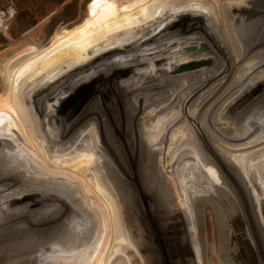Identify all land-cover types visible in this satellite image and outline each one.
<instances>
[{"label":"rangeland","instance_id":"1","mask_svg":"<svg viewBox=\"0 0 264 264\" xmlns=\"http://www.w3.org/2000/svg\"><path fill=\"white\" fill-rule=\"evenodd\" d=\"M10 3L16 13L0 31V264H98L104 250L118 264H264L261 20L241 36L225 4L227 41L209 0H0ZM78 45L105 59L25 104L32 146L8 101ZM65 46L69 54L49 56ZM102 73L109 81L95 79ZM84 182L96 197L80 194Z\"/></svg>","mask_w":264,"mask_h":264},{"label":"bare ground","instance_id":"2","mask_svg":"<svg viewBox=\"0 0 264 264\" xmlns=\"http://www.w3.org/2000/svg\"><path fill=\"white\" fill-rule=\"evenodd\" d=\"M237 1H240V2H242V3H245V4H252V5H240V4H238V3H236ZM233 2V4H229V5H231L230 6V10H231V12H228V13H231L232 15H233V17H234V25H236V27H241V26H244V27H241L242 29H241V32H245L246 31V33L244 34V33H242V35L241 36H243V35H246V34H248L250 31L248 30V28L249 27H251V25L254 23V22H257V23H259L258 21H260L261 20V23H259V26H260V29H261V33L263 34L264 33V9L263 8H260V7H256V6H253V5H258V6H262V7H264V0H209V6H208V17H209V21L211 22V21H214V27H217V25L219 26V29H220V31H222V32H224V35H225V37L227 38V41L230 39V37L232 36V32H230V30H228L229 28H231V27H229L228 25H226V21L223 19V18H225V16L223 17L222 16V18H218L219 17V15L221 14V13H224V11H222L223 9H224V7H225V4H228V3H232ZM227 13V14H228ZM228 16V15H227ZM226 16V17H227ZM262 19H263V21H262ZM231 20V19H230ZM209 22V23H210ZM229 22V21H228ZM231 22V21H230ZM207 23V22H206ZM230 24V23H229ZM203 25H206V27H207V30H208V28H210L209 26H208V24H203ZM230 26H232V25H230ZM186 27H188V26H186ZM233 27V26H232ZM192 28V27H191ZM234 28H235V26H234ZM186 29V28H185ZM189 29V28H188ZM187 29V30H188ZM205 29V28H204ZM217 29V28H216ZM215 29V30H216ZM182 32V31H181ZM210 32V31H209ZM222 32H220V33H222ZM112 34H115V32L113 31V33ZM109 35V34H108ZM198 35H200V34H198ZM202 35V34H201ZM176 36V35H175ZM174 36V37H175ZM186 36V35H185ZM189 36V35H188ZM206 36H208V40L211 42L212 41V38H214V40H216V39H218L219 40V38H216L217 36H216V34H214L213 33V35H212V33H208ZM105 37H107V36H105ZM104 37V38H105ZM173 37V38H174ZM184 37V36H183ZM187 37V36H186ZM104 38H102V39H104ZM178 38V37H177ZM203 38V37H202ZM101 39V40H102ZM111 39H113V38H111ZM115 39H117V38H114L113 39V41H115ZM189 39H191V38H189ZM171 40V39H170ZM192 40V39H191ZM202 40V39H201ZM217 40V41H218ZM259 40V39H258ZM261 40V39H260ZM99 41L100 40H97V39H94L90 44L92 45V43H93V45L96 43V42H98L99 43ZM108 41H109V39H108ZM111 41V40H110ZM113 41H112V43H113ZM198 41V40H197ZM230 41V40H229ZM262 41V40H261ZM117 42V41H116ZM119 42V41H118ZM185 42H187V41H185ZM194 42H196V41H194ZM199 42V41H198ZM200 42H202L203 43V41H200ZM199 42V43H200ZM256 42V41H255ZM260 42V41H259ZM258 42V45H256V47L259 49V50H261V52L262 53H259V54H257L256 52V54L257 55H259V56H257L256 58L253 56V58L254 59H256L257 60V62H256V64L258 63V61H260V63L262 62V63H264L263 61H262V57L264 56V50H263V48L262 47H259V43ZM102 43V42H101ZM110 43V42H109ZM112 43H110V44H112ZM189 43H190V41H189ZM197 43V42H196ZM251 43V42H250ZM89 44V45H90ZM108 44V43H107ZM109 44V45H110ZM185 44V43H184ZM204 45H205V43H203ZM249 44V43H248ZM88 45V46H89ZM98 45H103V44H98ZM118 44H116V46H117ZM192 45H193V43H192ZM195 45V44H194ZM200 45H201V43H200ZM203 45V46H204ZM218 45V44H217ZM246 45V44H245ZM254 45V44H253ZM253 45H252V50L254 49V47H253ZM261 45V44H260ZM87 46V47H88ZM115 46V47H116ZM119 46H121V45H119ZM191 46V45H190ZM195 46H197V45H195ZM206 46V45H205ZM247 46V45H246ZM86 47V48H87ZM95 47V46H94ZM99 46H97V48H98ZM109 47V46H108ZM112 47V46H111ZM110 47V48H111ZM247 47H249V46H247ZM246 47V48H247ZM91 48V47H90ZM103 48V47H102ZM105 48V47H104ZM107 48V47H106ZM187 48V47H186ZM197 48V47H196ZM204 48V47H203ZM202 48V49H203ZM243 48V47H242ZM257 48H255V49H257ZM89 49V48H88ZM93 49V48H92ZM112 49V48H111ZM190 47H188L186 50H189V52H190ZM193 49V48H192ZM248 50L250 49V48H247ZM255 49H254V51H255ZM91 50V49H90ZM95 50H96V48H95ZM100 50H101V46H100ZM122 50V49H121ZM246 50V49H245ZM259 50H257V51H259ZM87 50L85 49V51L84 50H82L81 52H75V53H72L70 56H68L67 57V59H65V60H63L61 63H59V65H57V66H55V67H53L52 69H49L48 71H45V72H43V77H41L40 79H38V80H36V81H33L29 86H26V87H23V88H21L20 89V91L18 92V93H16L15 95H13L12 97H10L11 99L8 101V104H7V107H8V109H9V111L11 112V115H12V117H13V119H14V121H15V124H16V126H17V128L19 129V131H21L22 132V134L24 135L23 137L25 138V140L26 141H28V140H30V143L32 144V146L35 144H38V142H37V140L33 137V135H32V133L30 134V133H28L29 131V129H28V126H26V121L25 120H23L24 119V117H25V115H27V110L25 109V108H27V105H28V107H29V105H31L32 103L31 102H34V100L32 101V99H35V101H36V99H40V98H42V95H41V93H45V92H48V91H51V90H54V89H59V88H61V87H59V86H62V84H65L66 82H68V81H71V79H74L75 77H73V76H75V74H76V76L77 75H79V74H82L83 72L85 73V71L86 70H88V67H89V65H91L92 63H94V62H99L98 60L99 59H101L102 60V58H104V57H102V58H98V59H96L95 58V56H97V55H101L100 53L98 54V52L97 53H95V54H93V55H90V54H92L91 52H89L90 54L89 55H85V53L84 52H86ZM89 51V50H88ZM92 51V50H91ZM94 51V50H93ZM97 51H99V50H97ZM103 51V50H102ZM105 51V50H104ZM107 51H109V50H107ZM183 51H185V50H183ZM219 51V50H218ZM95 52V51H94ZM118 52V51H117ZM121 52V51H120ZM119 52V53H120ZM188 52V51H187ZM186 52V53H187ZM188 52V53H189ZM196 52V51H195ZM201 52V51H200ZM216 52V51H215ZM101 53H104V52H101ZM156 53V52H155ZM254 52H251V54H253ZM254 53V55L256 56V54ZM97 54V55H96ZM110 54V53H109ZM118 54V53H117ZM124 54V53H123ZM185 54V53H184ZM189 54H194V53H192V52H190ZM187 55V56H189L190 57V55ZM208 54H209V52H208ZM178 55V54H177ZM182 55H183V53H182ZM186 55V54H185ZM202 55V54H201ZM210 55V54H209ZM239 55V54H238ZM250 55V54H249ZM89 56H91L92 58H90ZM121 56H123V55H121ZM204 56H206V55H204ZM201 57V56H200ZM210 57V56H209ZM90 58V59H89ZM118 58V56H116L115 57V59H117ZM183 58H185V57H183ZM204 58H207V57H204ZM105 59V58H104ZM191 59V58H190ZM195 59V58H194ZM199 59V58H198ZM201 59H203V58H201ZM209 59V58H208ZM246 59V58H245ZM120 60V59H119ZM183 60H185V59H183ZM193 60V59H192ZM205 60H207V59H205ZM243 60V59H242ZM122 61V60H121ZM180 61V60H179ZM182 61V60H181ZM188 61V60H187ZM191 61V60H190ZM203 62H204V60H202ZM241 61V60H240ZM119 62V61H118ZM170 62V61H169ZM207 62V61H206ZM251 63V62H250ZM217 65V64H216ZM264 65V64H263ZM91 66H93V65H91ZM90 66V67H91ZM98 66V65H97ZM97 68V67H96ZM174 68V67H173ZM207 68V67H206ZM244 68V67H243ZM250 68V67H249ZM70 70V71H69ZM190 70V69H189ZM243 71V70H242ZM66 72V73H65ZM155 72V71H154ZM65 73V74H64ZM118 73V72H117ZM182 73V72H181ZM64 74V75H63ZM74 74V75H73ZM202 74V73H201ZM62 75V76H61ZM87 75V74H86ZM106 75V74H105ZM113 75V74H112ZM111 75V76H112ZM61 76V77H60ZM114 76V75H113ZM154 76H156V72H155V75ZM176 76V75H175ZM178 76H180V75H178ZM93 77V76H92ZM139 77V76H138ZM184 77V76H183ZM141 78V77H140ZM150 78V77H149ZM95 79H103L104 81L107 79V81H109V78L107 77V75L106 76H104L103 75V73L101 74V75H96V78ZM138 79V78H137ZM137 79H135V80H137ZM62 80V81H61ZM64 80V81H63ZM94 79H92L91 81H93ZM51 82V83H50ZM50 83V84H49ZM80 83H82V82H80ZM89 83V82H88ZM87 83V84H88ZM151 84V83H150ZM254 86H256V85H254ZM59 87V88H58ZM82 87H84L83 86V84H82ZM81 87V88H82ZM40 88H42V89H40ZM80 88V87H79ZM87 88V87H86ZM78 89V88H77ZM84 89V88H83ZM42 90H43V92H42ZM253 90H256V88H253ZM245 91H248V89L247 88H245ZM56 92V91H55ZM132 92V91H131ZM43 93V94H44ZM50 93V92H49ZM54 93V92H53ZM52 93V96L54 95ZM90 93V92H89ZM31 94H33V96L31 95ZM34 95H37L35 98H34ZM41 96V97H40ZM51 96V95H50ZM38 97H40V98H38ZM62 98V97H61ZM46 99V98H45ZM53 100V99H52ZM245 100H246V98H245ZM40 101V100H39ZM42 101V100H41ZM67 101H68V99H67ZM70 101V100H69ZM68 101V102H69ZM73 101V100H72ZM43 102V101H42ZM35 103V102H34ZM49 103H50V105H51V101H48L47 102V104L45 103L44 105H45V108H46V111H48L47 109H49ZM25 104H27V105H25ZM37 104V103H36ZM40 104V103H39ZM48 105V106H47ZM44 107V106H43ZM247 109V108H246ZM29 111V110H28ZM73 111V110H72ZM49 112V111H48ZM68 113H70V111L68 112ZM46 114V113H45ZM65 114V113H64ZM60 115V114H59ZM62 115V114H61ZM41 116V115H40ZM56 117V116H55ZM64 117V116H63ZM61 118H62V116H61ZM70 118V117H69ZM174 118V117H173ZM33 119V118H32ZM41 119V118H40ZM44 119V118H43ZM25 121V122H24ZM52 122H53V119H52ZM56 122V121H55ZM71 123V122H70ZM34 124V123H33ZM69 125V124H68ZM180 128V127H179ZM31 129V128H30ZM35 129V128H34ZM130 129V127L129 128H126V130H129ZM181 129V128H180ZM126 130H124V131H126ZM35 131V130H34ZM128 132V131H127ZM7 133V132H6ZM202 133V132H201ZM37 134V133H36ZM96 134V133H95ZM4 136V135H3ZM7 135H5V137H6ZM97 136V135H96ZM4 137V138H5ZM1 138V137H0ZM30 138H33L32 140L30 139ZM92 141V140H91ZM2 142V141H1ZM0 142V143H1ZM52 142V141H51ZM29 143V144H30ZM72 143V142H71ZM87 143V142H86ZM40 144V143H39ZM88 144V143H87ZM86 144V145H87ZM84 145H85V143H84ZM2 146H3V144H2ZM31 146V145H30ZM37 146H39V145H37ZM94 146V145H93ZM35 147V146H34ZM33 147V148H34ZM53 147V146H52ZM82 148V147H81ZM90 148V147H89ZM92 148V147H91ZM90 148V149H91ZM4 150V149H3ZM31 150V149H30ZM37 150V149H36ZM36 150H35V148H34V152H36ZM89 150V149H88ZM31 151H33V149L31 150ZM33 153V152H32ZM37 153V156H40L39 155V151H37L36 152ZM6 155V154H5ZM34 156V155H33ZM35 157V156H34ZM41 158H42V156H40ZM184 157V156H183ZM40 159V158H39ZM43 160V159H42ZM85 160V159H84ZM56 161V160H55ZM1 163V162H0ZM45 163V162H44ZM61 163V162H60ZM76 163V162H75ZM80 163H82V162H80ZM45 165V164H44ZM63 165V164H62ZM64 167H66V169H69L70 171H68V173H70L71 171H72V168H71V164L69 165V164H66V165H63ZM76 166V165H75ZM5 167V166H4ZM49 167H50V165H49ZM52 168V167H51ZM55 168V167H54ZM61 168V167H60ZM63 168V167H62ZM53 169V168H52ZM35 170V169H34ZM54 171H55V173H56V175H59V174H57V172H56V170L55 169H53ZM66 171V170H65ZM51 174V173H50ZM60 177V180L62 179L61 178V176H59ZM54 178V177H53ZM56 179V178H55ZM59 179V178H58ZM63 181L65 182V180L63 179ZM71 181H73V180H71ZM57 183H60V182H57ZM66 183H64V185H65ZM82 185V184H81ZM84 186H82V192H80V194H82V196H84L85 198H91V195H93L94 194V192H96V191H100V190H97V188L94 186V185H89V184H86L85 182H84V184H83ZM62 186H63V184H62ZM66 186V185H65ZM94 186V187H93ZM60 188H62L61 187V183H60V186H59ZM67 187H68V185H67ZM67 187H66V189H67ZM98 187V186H97ZM63 189V188H62ZM64 190H65V188H64ZM68 191H69V189H68ZM75 193V192H74ZM67 195H69V194H67ZM71 196V195H70ZM94 197H96L95 195H93ZM101 198V203H104L105 201H103V199H105L104 197H105V195H103V194H100L99 195ZM98 197V196H97ZM82 199V198H81ZM80 199V200H81ZM2 200V199H1ZM83 200H85V199H83ZM86 200H88V199H86ZM16 201V200H15ZM82 201V200H81ZM109 201V200H108ZM107 201V202H108ZM83 202V201H82ZM85 202V201H84ZM84 202H83V204H84ZM87 202V201H86ZM88 203V205L90 206V207H92V206H94V205H97V207H98V203L97 202H95V201H91V203L88 201L87 202ZM86 203V204H87ZM108 203H110V202H108ZM81 204V203H80ZM18 205V204H17ZM100 205V204H99ZM95 207V206H94ZM83 210H85L84 208H83ZM116 212H117V210H115ZM114 211V215L113 216H115V212ZM10 212H12V211H10ZM9 213V212H8ZM118 216V214L116 213V216L115 217H117ZM114 217V218H115ZM120 217V216H119ZM117 219H118V217H117ZM114 221H115V219H114ZM119 221H117V223H118ZM14 223V222H13ZM115 224V223H114ZM115 225H117V224H115ZM114 225V226H115ZM118 226V225H117ZM85 227V226H84ZM89 227V226H88ZM121 227V226H120ZM123 227V226H122ZM121 227V228H122ZM85 229H86V227H85ZM118 229H119V227H118ZM87 230H89L88 228H87ZM123 230L124 229H122V232H123ZM116 232V231H115ZM117 233V232H116ZM115 233V234H116ZM127 233V232H126ZM124 234V233H123ZM114 236H116V235H114ZM120 237V236H119ZM125 237V236H124ZM87 238V237H86ZM118 235L116 236V237H114L112 240H110V242H111V244H112V242L114 241V243L115 242H117L118 241ZM213 246V245H212ZM109 252V251H108ZM107 252V250L105 251H103V252H101L100 253V255L99 254H97V257H98V264H118V261L117 260H115V261H109V258H108V255H109V253ZM98 253V252H97ZM219 258V257H218ZM227 259H224V260H221V259H219L220 261H219V263L220 264H236V262L233 260V259H230L229 257H226ZM113 260H114V258H113ZM97 262V261H96ZM97 264V263H96ZM200 264H205V263H200ZM209 264H216V262H214V261H210V263Z\"/></svg>","mask_w":264,"mask_h":264},{"label":"trees","instance_id":"3","mask_svg":"<svg viewBox=\"0 0 264 264\" xmlns=\"http://www.w3.org/2000/svg\"><path fill=\"white\" fill-rule=\"evenodd\" d=\"M109 5H110V3H109ZM109 5H108V7H109ZM107 7V8H108ZM107 8H104V9H107ZM104 9H100L97 13H95V15L92 17V18H95L96 16H97V14L101 11V10H104ZM122 20V19H121ZM124 21V20H123ZM117 22V20L116 21H113V23L115 24ZM121 22V21H120ZM126 22V21H125ZM96 24V23H95ZM94 24V25H95ZM93 25V26H94ZM92 28V27H91ZM91 30L92 29H89V30H87L85 33H83L80 37H79V39H80V43H79V45L81 44L82 45V42H83V40L85 39V37H86V35L89 33V32H91ZM79 45H78V47L76 46L75 47V50L74 51H76V50H78V51H76V52H79L80 50H81V48L79 47ZM78 48V49H77ZM79 48H80V50H79ZM63 50V51H65L67 54H69L68 52H67V49H66V46L65 47H60V48H57V49H55L54 51H52V52H50V53H52L51 55H49V56H51V57H53V56H57V58L59 57V55L60 54H62L63 53V51L62 52H58V50ZM57 50V51H56ZM70 50V49H69ZM71 50H73V49H71ZM56 51V52H55ZM73 51V52H74ZM75 53V52H74ZM49 54V53H48ZM47 54V55H48ZM46 55V56H47ZM45 58V57H44ZM43 61L44 60H40L35 66H34V68H37V69H39V68H41L42 67V64H43ZM59 62V61H58Z\"/></svg>","mask_w":264,"mask_h":264},{"label":"built area","instance_id":"4","mask_svg":"<svg viewBox=\"0 0 264 264\" xmlns=\"http://www.w3.org/2000/svg\"><path fill=\"white\" fill-rule=\"evenodd\" d=\"M16 13V7L11 3L7 7L0 6V31L8 26L9 18Z\"/></svg>","mask_w":264,"mask_h":264},{"label":"water","instance_id":"5","mask_svg":"<svg viewBox=\"0 0 264 264\" xmlns=\"http://www.w3.org/2000/svg\"><path fill=\"white\" fill-rule=\"evenodd\" d=\"M241 27H244V26H241Z\"/></svg>","mask_w":264,"mask_h":264}]
</instances>
